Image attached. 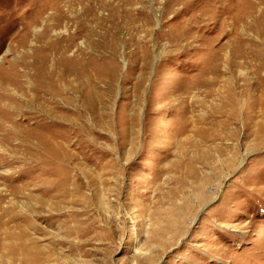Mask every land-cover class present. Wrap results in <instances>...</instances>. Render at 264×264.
Listing matches in <instances>:
<instances>
[{"label":"rangeland","instance_id":"obj_1","mask_svg":"<svg viewBox=\"0 0 264 264\" xmlns=\"http://www.w3.org/2000/svg\"><path fill=\"white\" fill-rule=\"evenodd\" d=\"M98 1L0 0V82L64 85L71 125L50 196L0 166L26 185L14 207L2 191L0 264H264V20L237 69L186 94L234 36L186 31L188 1Z\"/></svg>","mask_w":264,"mask_h":264},{"label":"bare ground","instance_id":"obj_2","mask_svg":"<svg viewBox=\"0 0 264 264\" xmlns=\"http://www.w3.org/2000/svg\"><path fill=\"white\" fill-rule=\"evenodd\" d=\"M184 1H188V3H185V9L183 7L182 11H180L177 16H181L185 13L187 14L192 9H197V7L200 8V10L192 14V18L189 20L190 26H188L186 31L190 32V34L192 31H196V34L202 33L204 35L209 31H216L218 33L216 37L217 40L222 37L234 36L233 41L236 42L238 48L240 49L235 51L232 50V42H230L228 46L226 44L217 49L216 52L213 51L210 53V68L207 66L204 68L203 80L196 84H190L184 91L180 89L182 92L188 94L193 89H195L196 86L202 83L201 85L205 86L206 89H209L207 90L209 92L207 94H210L212 86L218 82L214 79L220 75V67H224V69L232 73L239 65L237 62L238 58L236 56H240L238 54L241 52V58H244L245 50H247L248 47H246V44L243 42V40L245 41L246 38H242V33H246L250 27L257 29V26L259 25L258 22L264 20V0H192L190 3V0ZM56 4L60 5L58 3ZM92 7L93 6H91V8ZM91 8L89 10H91ZM62 9L59 10L58 7L56 8V10H59L60 13L63 11ZM72 11L74 12V10ZM74 16H77L76 11ZM187 38L189 39L190 37ZM233 47L235 46L233 45ZM197 49L201 51L204 48H201L200 46ZM226 50H229V52ZM26 74L28 75L27 72L25 75ZM208 75H210V77L212 76V78H210ZM30 81L31 80L13 82L12 80H4L0 82V166L3 167L2 169L5 167L11 168L15 163H19L23 165L22 170L24 172L34 174L38 173L36 177H33L34 183H42L45 188L43 189V192L50 196L52 191H57L58 189L60 190V188L63 187L62 184L67 182V180L63 181L58 188L54 187L53 185L48 188L45 186L47 183L45 181L46 178L44 177L56 176L57 174L61 175L62 178L63 176L66 177L69 158L67 151V141L69 136H67L65 133H69V127L71 125L69 123L70 120L67 117L60 119V117L56 115V112L62 111L56 105L55 98L57 96H63L61 89L64 85H60L59 87L57 82H51L49 87H43L40 85L34 86V84ZM26 84L28 86H25ZM230 87L231 84H226L224 88L228 90ZM228 96H231L230 92L228 93ZM65 102L68 106L72 105L68 97L65 98ZM63 108H66V106L64 105ZM35 109L37 111H34ZM83 111H86L85 106ZM186 112L187 109L183 113L184 118L186 116ZM62 113L67 115L66 112ZM82 113L83 112L79 111V116L77 117H80ZM55 117H59L61 122H57L55 119H53ZM50 119H52V122ZM187 124H185V126H187ZM51 125H59L61 128V133H56L55 129L52 130ZM164 130L165 128L162 129L161 132ZM57 137L59 138V141L57 140ZM7 158L12 159L8 161ZM57 163L61 164L60 169L63 168L60 173H57ZM5 171L7 174L1 177L3 183L10 182L15 179L12 178L14 175L12 174V170ZM17 178L24 179L26 178V175L19 174L16 179ZM14 188L16 187H9L6 186V184H0V220H2L3 217H5L10 212L9 210L2 209L3 202L8 198V196L2 195V191L5 193H10V197H13V201H11L10 205L14 207L16 204H19L14 200L17 198L20 192L24 191L26 185L25 187L18 188V192L13 191ZM20 207L24 209L22 205ZM23 239L24 237L20 234L18 240L22 241Z\"/></svg>","mask_w":264,"mask_h":264}]
</instances>
